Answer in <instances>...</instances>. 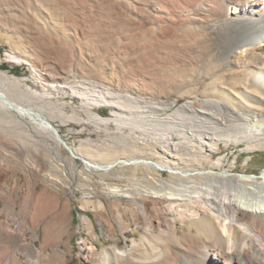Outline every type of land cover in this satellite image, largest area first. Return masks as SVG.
Listing matches in <instances>:
<instances>
[{"label":"rangeland","instance_id":"obj_1","mask_svg":"<svg viewBox=\"0 0 264 264\" xmlns=\"http://www.w3.org/2000/svg\"><path fill=\"white\" fill-rule=\"evenodd\" d=\"M198 4L188 21L178 22L175 14L158 12L156 0H0V71L23 79L32 90L50 92L52 104L66 115L82 118L61 122L44 114L68 145L101 142L99 149L92 143L97 161L105 160L97 156L100 151L116 148L104 126L88 119L86 112L108 118L113 109L104 104L84 106L80 96L71 95L80 83L104 85L154 103L165 110L150 109L149 115L160 118L190 100L197 109L214 113L200 101L209 98L243 110L250 95L247 104L260 109L264 43L235 50L228 66L220 63L212 20L204 3ZM242 7L260 14L264 0H243ZM244 16L241 12L238 17ZM231 19L236 17L229 14L223 21ZM107 129L116 127L110 123ZM16 131L0 125V258L16 249L20 232L13 234L8 228L15 230L19 221L31 230L25 233L27 241L44 248V264H186L210 254L214 241L203 229L210 222L216 239L219 236L210 218L178 217L175 208H169L170 201L146 195V181L130 179V171L120 163L109 172L92 170L88 180L80 173L85 164L74 158L77 167L72 169L65 148L58 151L66 177L59 175L55 182L46 177L43 158H28L20 151ZM42 141L53 148L51 141ZM245 148L243 142L221 139L216 151L203 155L211 162L222 158L224 168L232 172L229 177L249 174L260 179L264 148ZM144 149L139 146L135 152L142 154ZM190 157L183 154L180 159L190 162ZM161 174L169 177L167 171ZM111 184L134 191L129 198L106 196L104 189ZM239 215L244 217L242 211ZM247 218L264 231L260 217ZM129 250L126 257L117 255Z\"/></svg>","mask_w":264,"mask_h":264},{"label":"bare ground","instance_id":"obj_2","mask_svg":"<svg viewBox=\"0 0 264 264\" xmlns=\"http://www.w3.org/2000/svg\"><path fill=\"white\" fill-rule=\"evenodd\" d=\"M156 1L159 2L158 12L175 14L178 22L190 19L191 12L198 11V3L202 1L216 33L218 61L227 66L235 50L256 48L264 43V12L255 14L251 9H243V0ZM241 12H245V16L239 18ZM229 14L236 19L223 21ZM258 79L264 83V76ZM3 85L7 89L0 88V125L5 124L11 133L17 129V146L28 158L38 156L45 160L47 178L56 182L59 175L66 177V165L58 148L69 152L72 169L77 167L74 158L82 159L85 165L80 173L85 174L88 180L92 170L109 172L120 163L122 169L130 171V179L140 177L146 181V195L170 201L169 208H175L178 217L189 220L210 218L215 224L218 239L210 222L203 229L214 241L210 254H200L187 260L186 264H264V231L256 229L247 218L249 215L260 217L264 227V171L260 179L249 174L229 177L232 172L224 168L222 158L211 162L208 156L203 155L204 151H216V143L221 139L243 142L246 150L264 148V100H259L260 109H253L247 104L250 97L247 95L246 102L242 103L243 110H235L215 98L200 100L213 108L214 113L197 109L194 101L190 100L160 118L149 115L150 109L165 110L154 103L115 93L104 85L80 83L70 88L71 95L80 96L84 106L104 104L113 109L108 118L86 112L88 119L104 126L105 134L110 136L116 148L100 151L97 156L105 160L97 161L93 160L96 153L91 149L92 143L99 149L101 142L85 140L77 147L68 145L44 115L48 113L61 122L65 119L82 121L75 114L66 115L61 107L52 104L50 92L32 90L23 79L0 71V87ZM28 103L37 105L31 107ZM124 109H129V113ZM110 123L115 125V131L107 129ZM124 129H129V134L124 133ZM44 138L54 144L53 148L42 141ZM139 146L145 147L142 154L135 152ZM183 154L190 155L191 161L183 162L180 159ZM202 164L207 169L202 168ZM161 171L169 172V177L163 178ZM131 191L134 189L111 184L104 189V194L129 198ZM239 211L244 213V217L239 215ZM15 224V230L8 229L13 234L20 232L14 244L16 249L6 258H0V264H44V248H38L26 239L29 227L23 221ZM236 229L239 230L238 235ZM129 253L130 250L118 251L117 255L123 258Z\"/></svg>","mask_w":264,"mask_h":264},{"label":"trees","instance_id":"obj_3","mask_svg":"<svg viewBox=\"0 0 264 264\" xmlns=\"http://www.w3.org/2000/svg\"><path fill=\"white\" fill-rule=\"evenodd\" d=\"M11 72H13L14 74H19V70L18 69H10Z\"/></svg>","mask_w":264,"mask_h":264},{"label":"water","instance_id":"obj_4","mask_svg":"<svg viewBox=\"0 0 264 264\" xmlns=\"http://www.w3.org/2000/svg\"><path fill=\"white\" fill-rule=\"evenodd\" d=\"M75 159H79V160H81V161H82V159H80V158H78V157H77V158H75ZM82 162H83V161H82ZM259 178H261V176H260Z\"/></svg>","mask_w":264,"mask_h":264}]
</instances>
